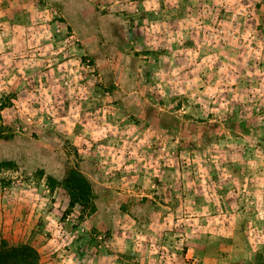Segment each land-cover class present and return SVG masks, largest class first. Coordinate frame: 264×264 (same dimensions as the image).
<instances>
[{
    "label": "rangeland",
    "instance_id": "1",
    "mask_svg": "<svg viewBox=\"0 0 264 264\" xmlns=\"http://www.w3.org/2000/svg\"><path fill=\"white\" fill-rule=\"evenodd\" d=\"M3 239L40 264H264V0H0Z\"/></svg>",
    "mask_w": 264,
    "mask_h": 264
},
{
    "label": "trees",
    "instance_id": "2",
    "mask_svg": "<svg viewBox=\"0 0 264 264\" xmlns=\"http://www.w3.org/2000/svg\"><path fill=\"white\" fill-rule=\"evenodd\" d=\"M63 185L70 196V206L87 207L91 201V187L85 178L74 170H69ZM64 213L62 219H64ZM39 251L29 244L11 245L6 240L0 243V264H40Z\"/></svg>",
    "mask_w": 264,
    "mask_h": 264
}]
</instances>
